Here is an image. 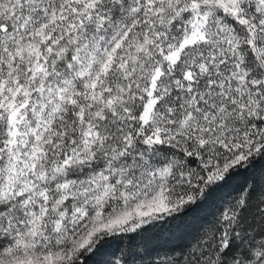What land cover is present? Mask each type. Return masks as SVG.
Instances as JSON below:
<instances>
[{"label":"snow or ice","instance_id":"snow-or-ice-1","mask_svg":"<svg viewBox=\"0 0 264 264\" xmlns=\"http://www.w3.org/2000/svg\"><path fill=\"white\" fill-rule=\"evenodd\" d=\"M0 264H264V0H0Z\"/></svg>","mask_w":264,"mask_h":264}]
</instances>
